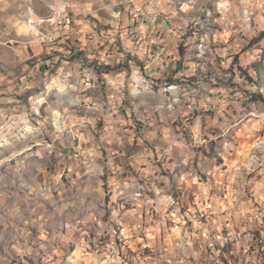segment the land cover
Here are the masks:
<instances>
[{"label":"rangeland","instance_id":"1","mask_svg":"<svg viewBox=\"0 0 264 264\" xmlns=\"http://www.w3.org/2000/svg\"><path fill=\"white\" fill-rule=\"evenodd\" d=\"M23 45L29 56L21 60L16 51ZM262 50L264 0H0V97L15 94L19 105L33 107L25 87L36 79L33 68L46 67V97L56 110L42 107L41 115L49 122L45 143L56 128L58 156L46 162L52 170L56 164V175L64 174L59 164L67 165L59 153L72 155L74 143H103L100 151L106 154L120 137V154L153 150L166 160L169 142L194 158L187 170L197 172L201 181L224 171V164L235 169L236 196L250 200L264 171V140L242 149L235 131L250 119L262 124L264 105L251 100L256 88L240 68H250ZM98 66L112 70L98 74ZM92 70L96 74L90 82ZM43 80L34 87L38 93L45 89ZM13 121L0 116V136L23 133L13 130ZM72 124L76 126L70 129ZM153 136L167 142L155 148L149 144ZM111 164V172L121 166ZM61 179L66 181L64 175ZM137 184L141 193L147 192L144 179ZM105 185L102 209L109 220L115 214L108 206L110 183ZM220 189L223 198L227 190ZM180 194L173 188L175 200Z\"/></svg>","mask_w":264,"mask_h":264},{"label":"crops","instance_id":"2","mask_svg":"<svg viewBox=\"0 0 264 264\" xmlns=\"http://www.w3.org/2000/svg\"><path fill=\"white\" fill-rule=\"evenodd\" d=\"M102 9L97 7V15ZM19 48L16 57L27 59V46ZM33 71L36 79L25 87L33 107L19 105L15 94L0 97L1 118L11 116L13 130L23 131L0 136V264H264V171L252 186V198L242 200L236 196L237 172L228 164L201 181L197 172L187 170L194 158L180 154L172 143H165L166 160H160L153 150L120 154L124 143L116 137V147L111 145L106 154L100 151L103 143H74L72 155L59 153V161L67 165L59 164L64 174L56 175V164L52 170L46 163L58 156L56 128L45 143L49 122L41 115L42 107L51 109L48 70L38 66ZM39 80L46 85L40 93L34 90ZM250 120L235 131L242 149L264 140V121ZM163 141L153 136L149 144L157 148ZM116 161L121 166L111 172ZM141 179L149 184L147 192L140 191ZM105 182L110 183L108 206L115 214L109 220L102 209ZM221 185L223 193L227 190L223 198ZM173 188L181 193L177 200Z\"/></svg>","mask_w":264,"mask_h":264},{"label":"trees","instance_id":"3","mask_svg":"<svg viewBox=\"0 0 264 264\" xmlns=\"http://www.w3.org/2000/svg\"><path fill=\"white\" fill-rule=\"evenodd\" d=\"M102 69L98 66L95 68V72L102 74L103 72L108 73L112 70L110 66H102ZM240 72L244 80L256 88V90L251 93V100L261 102L264 105V50H262L259 60H256V62L254 61L248 69L240 68ZM251 72L254 74V77Z\"/></svg>","mask_w":264,"mask_h":264}]
</instances>
